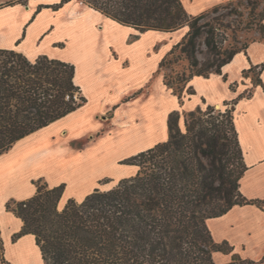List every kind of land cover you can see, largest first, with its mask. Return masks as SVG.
Segmentation results:
<instances>
[{
	"label": "trees",
	"instance_id": "obj_1",
	"mask_svg": "<svg viewBox=\"0 0 264 264\" xmlns=\"http://www.w3.org/2000/svg\"><path fill=\"white\" fill-rule=\"evenodd\" d=\"M70 1L140 32L168 33L187 25V32L163 55L155 73L163 67L173 72L172 64L186 60L187 66L180 72L162 76L180 104L186 85L187 95L194 93L188 86L193 76L221 73L222 66L236 53L246 52L250 42H264L259 38L236 45V29L230 23L219 17L204 20L209 13L228 8L234 0L197 15L189 14L181 0H58L48 6L58 9ZM232 14L241 16L236 10ZM261 19L264 29V10ZM201 37L212 60L208 57L201 62L197 57ZM263 66L251 65L242 74L247 76L258 68L253 84L262 85ZM74 70L72 63L46 55L30 60L15 49L0 48V154L86 101L74 82ZM250 95L249 89L238 98ZM238 98L220 108L206 105L205 109L198 106L183 112V128L178 123L180 112L171 111L167 140L121 161L135 165V175L121 178L105 190L95 188L81 201L69 198L59 208L64 184L49 187L40 178L34 180L31 197L6 202V210L22 221L12 240L32 234L44 264L262 262L264 256L259 260L243 258L228 241L216 242L207 223L236 205L264 208L263 199L247 198L240 191V179L247 167L234 124V109L228 107ZM216 252L229 255V260L216 262ZM0 262L11 264L4 256L1 237Z\"/></svg>",
	"mask_w": 264,
	"mask_h": 264
},
{
	"label": "crops",
	"instance_id": "obj_2",
	"mask_svg": "<svg viewBox=\"0 0 264 264\" xmlns=\"http://www.w3.org/2000/svg\"><path fill=\"white\" fill-rule=\"evenodd\" d=\"M181 1L189 14L196 12L198 0ZM226 1L205 0L197 5V11ZM56 2L0 0V48L15 49L30 60L46 55L74 63V82L86 99L75 110L20 138L0 154V159L8 156L5 171H0V237L7 261L37 264L29 260L22 247L25 244L27 251H35L38 264H44L32 234L12 240L22 221L5 207L11 199L31 197L34 180L40 178L49 187L65 182L59 208L69 198L81 201L96 188L100 178L110 174L109 167H117L121 173L118 180L135 175V165L120 161L166 141L171 111L188 112L201 105L220 108L249 89L250 96L229 104L234 109V124L247 167L240 179V191L247 198L264 200V66L260 73L263 86L253 84L250 75L242 74L251 65L264 64L263 41L250 42L246 52L236 53L222 66L221 73L193 76L188 86L194 93L180 104L162 77L155 74L165 51L151 54L160 44L155 36L166 32H140L86 6L80 11L71 5L76 1L58 9L48 6ZM75 12L80 16L72 17ZM83 18L88 22L85 27L79 24ZM88 30L91 39H87ZM118 31L128 38L120 41L116 38ZM70 52L74 58L68 55ZM149 60L152 62L147 64ZM168 94L175 98L174 103L164 107V96ZM106 137L114 138L110 147ZM76 149L68 175L57 176L58 156ZM41 163L43 167L39 168ZM32 166H39L38 172L30 174L28 168ZM207 223L214 240L228 241L241 257L259 260L264 256V208L236 205ZM215 256H219L220 263L229 260V255L221 252ZM258 264H264V260Z\"/></svg>",
	"mask_w": 264,
	"mask_h": 264
},
{
	"label": "rangeland",
	"instance_id": "obj_3",
	"mask_svg": "<svg viewBox=\"0 0 264 264\" xmlns=\"http://www.w3.org/2000/svg\"><path fill=\"white\" fill-rule=\"evenodd\" d=\"M236 1L237 0H234L233 1L234 3L231 4L228 8L221 7V8H219V10L217 12L209 13V15L204 18V20L212 19L213 17H219L221 20H223L224 23H227V22L230 23L232 25V28L234 27L236 29V32H235V36L237 39V42H235L236 45H240V44H242L246 41H250L252 39L264 38V29L262 27L263 20L261 19V16H262L263 10H264V6H263L264 0H250L251 3L250 2L248 3L247 0H242L241 4H239V5L236 4ZM196 2H197V0H196ZM204 2H205V0H198L197 5L201 6L204 4ZM71 5L74 7H78L80 9V11L85 10L84 9L85 5L83 6L80 3L73 2ZM197 5H195L196 7L194 8V10L196 12L193 15H197L201 12V10L197 11L198 8H200ZM235 10L239 11L241 13V16L232 14V11H235ZM72 15H73L72 17L80 16L77 13L76 14L72 13ZM79 22H80L79 24H81L83 27H85V24H88L87 20L84 18L82 20H80ZM187 30H188V27H187V25H185V26H183V27H181V28H179L173 32L157 34L155 36V38L157 41H159L160 44H159V46H157L155 48V50H153V52L151 53L152 56H154L153 53L157 54V53H160L162 51H165V53H166L174 43L181 40L182 36L187 32ZM222 35H224V36L226 35V37L228 38V34L222 33ZM127 36L128 35H123L119 31L116 34V38H118L120 41H123L124 38H128ZM134 37H135V35H132L131 38L133 39ZM91 38H93V37L91 36V34L88 30L87 31V39H91ZM202 39H203L202 37L198 39L197 57L201 62L206 61V59L208 57L210 60H212L211 56L207 52L206 46L203 44ZM89 49H90V47H89ZM68 55L70 57L74 58L73 52L68 53ZM151 62L152 61L149 60L147 62V64H150ZM186 66H187V62L185 59L179 60L177 63H174L171 65V68H173V72L170 70V68L163 67L162 71L158 73V76L162 77L163 74L174 75L175 73L180 72L182 70V67H186ZM257 72H258V68L254 69L253 72L248 73V75H250L252 77V82L257 78V76H258ZM163 89H165V88H163ZM186 90H187V85L183 89L184 98L187 97ZM166 91H169V89L168 90L166 89ZM246 92H247V90L244 91V93H246ZM240 94L241 93L237 94V96L235 98H238V96ZM75 97L77 99V96H75ZM240 98L241 97H239L238 99H240ZM173 99H175V98L173 96L169 97V94L164 96V100H163L164 107L172 105L174 103ZM205 107H206V105H201L202 109H205ZM228 107L231 108L230 105H228ZM183 118H184L183 112L182 113L180 112L178 123H179L180 127H182V128H183ZM104 140L106 141L107 146L110 147L111 145H113V141H114L113 137H106V138H104ZM76 153H77V149L68 151V152L63 153L62 155L58 156L59 157L58 158V166H57L58 172L56 173L57 176L66 177L68 175V173L70 171L69 170V168H70L69 164L73 159L72 157H74V155ZM7 157L8 156H4V158L0 159V171H2V172L5 171V169H6L4 166L6 164ZM122 164H124V163H122ZM38 167L32 166V167L28 168L29 173L33 174L35 172H38L37 171ZM42 167H43V163L40 164L39 168H42ZM116 168L117 167H115V166L109 167L108 170H109L110 174H108V176L100 178L96 183V188H98L100 190H105L107 188L114 186L118 181L117 176L121 174ZM0 184H1V182H0ZM60 184H64V186H65V182H60L58 185H60ZM2 185H4V187H5V183H3ZM22 247L26 251L29 260L30 261L33 260L34 263L37 262V264H38V261L36 260L35 251H31V252L27 251L25 244H23ZM219 259H220L219 256L214 257V260L216 262H218ZM218 263H220V262H218ZM221 263H224V262H221Z\"/></svg>",
	"mask_w": 264,
	"mask_h": 264
}]
</instances>
